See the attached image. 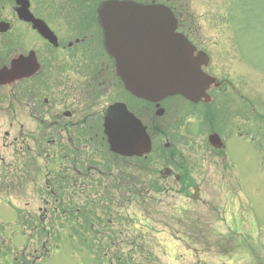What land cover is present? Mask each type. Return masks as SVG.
<instances>
[{
    "label": "rangeland",
    "instance_id": "obj_1",
    "mask_svg": "<svg viewBox=\"0 0 264 264\" xmlns=\"http://www.w3.org/2000/svg\"><path fill=\"white\" fill-rule=\"evenodd\" d=\"M179 7L185 25L205 27L206 41L222 49L211 69L219 77L230 72L244 95L253 96L260 114L256 146L233 145L226 169L206 161L197 175L203 204L174 186L149 189L151 176L132 180L131 187L144 189L97 174L61 179L57 163L49 167L42 157L32 163L22 152L17 158L11 114L3 110L0 264H264V0H181ZM68 14L64 26L78 27L68 25ZM180 124L185 133L188 122Z\"/></svg>",
    "mask_w": 264,
    "mask_h": 264
},
{
    "label": "flooded vegetation",
    "instance_id": "obj_2",
    "mask_svg": "<svg viewBox=\"0 0 264 264\" xmlns=\"http://www.w3.org/2000/svg\"><path fill=\"white\" fill-rule=\"evenodd\" d=\"M136 1L168 6L178 20L176 30L190 39L196 48L194 53H207L204 70L217 78L219 86L210 87L206 99L193 102L174 95L153 102L126 90L114 58L104 46L95 0H0V69L10 67L15 59H21L22 65H37L29 77L0 84V113L4 110L11 114L15 134L10 144L17 158L24 153L32 163L38 157L44 158L49 167L57 163L61 179L67 174H97L114 181L119 177L130 188L144 189L131 187L132 180L151 176L154 183L149 189L163 191L174 186L180 194L199 201L203 183L197 175L206 170V161L208 168L213 164L226 169L227 161L235 157L233 145L245 141V145L256 146L260 114L253 96L244 95L242 88L229 79L230 72L219 77L211 69L213 54L222 49L206 41L205 27L185 25L181 0ZM67 9L73 23L68 25L78 27H65ZM78 9L79 14L71 19ZM33 18L46 26L43 30L51 34L49 39L34 26ZM64 33L74 35L66 37ZM6 98L7 105L2 106ZM116 103H122L145 127L149 154L127 157L110 150L104 118ZM158 109H162V115ZM25 116L31 124L26 123ZM166 118H170L168 123ZM180 122H188L185 133ZM122 124L129 126L130 121ZM156 159L163 162L159 168L151 164ZM128 163L137 170L130 171ZM201 202L207 204L204 199Z\"/></svg>",
    "mask_w": 264,
    "mask_h": 264
},
{
    "label": "water",
    "instance_id": "obj_3",
    "mask_svg": "<svg viewBox=\"0 0 264 264\" xmlns=\"http://www.w3.org/2000/svg\"><path fill=\"white\" fill-rule=\"evenodd\" d=\"M98 16L104 28L105 47L116 60L125 88L133 94L159 100L180 93L199 100L215 82V78L201 69L202 62L207 60L194 56V46L183 34L175 32L177 21L167 7L133 1L103 2ZM34 26L50 38L51 34L43 30L46 27L43 23L34 20ZM36 66L22 65L21 59H15L10 68L0 69V84L29 75ZM111 115L109 110L105 127L112 149L126 152L123 148L138 147L134 139L145 134L135 117L127 115L131 130L115 132Z\"/></svg>",
    "mask_w": 264,
    "mask_h": 264
}]
</instances>
